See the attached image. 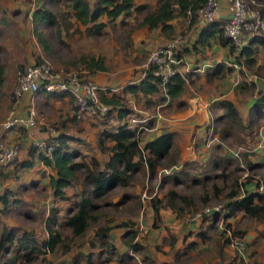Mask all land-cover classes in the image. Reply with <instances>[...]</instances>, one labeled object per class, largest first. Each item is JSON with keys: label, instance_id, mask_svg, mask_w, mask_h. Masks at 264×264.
<instances>
[{"label": "rangeland", "instance_id": "rangeland-1", "mask_svg": "<svg viewBox=\"0 0 264 264\" xmlns=\"http://www.w3.org/2000/svg\"><path fill=\"white\" fill-rule=\"evenodd\" d=\"M88 1L92 3L93 0ZM142 1L143 3H141ZM245 1L251 9L259 10L264 6V0ZM134 2L136 5L146 4L147 8L142 11H131L128 13L129 15L120 16L114 21H107L106 26L101 30L89 34L85 26L78 24L71 16V9L62 2L0 0V64L6 75L0 88V123L8 111L13 108V105H16L14 91L17 74L27 63L45 60L56 72L75 71L86 79L109 84L108 92L112 86H117L118 80L124 78H126V82L141 80V75L146 74L152 66V62L149 60L150 55L161 45L176 39L180 43L174 50H181L184 40L191 39L189 20L181 17L174 19L176 30H173L170 35L162 34L163 39L157 29L145 30L146 28L139 23L146 10L153 9L156 0H134ZM38 8H48L54 11L60 21L58 28L51 27L49 30L50 49L48 51L42 49L34 33L35 25L32 15ZM101 19L107 20L105 16ZM224 23L225 19L222 20V25ZM228 48L229 46L226 47V55H220L218 58L221 64L219 69L211 72L210 76L206 78L210 83L217 81L218 86L208 85L207 90L199 89L198 92L209 95L216 88V92L225 90L224 96L228 97L229 94H232L229 97L236 100L241 106L246 98L254 96L262 88L264 47H258L254 54V64L251 67H247L244 62L234 60ZM82 55L102 57L105 70L90 73L79 62ZM193 65H185L183 71L187 88L194 87V90L199 86L204 88L196 79L197 73L200 72H197ZM214 67V61H211L209 69L213 71ZM204 73L201 72V74ZM44 92L40 88L35 94L36 109L46 116L55 129H59L63 122L59 121L58 117H65L64 130L78 138L77 141L71 142V145L82 149L83 152L86 151L87 156L95 155V151H99L97 140L102 138V132L114 128L117 123V110L110 106L106 113L94 117L84 115L80 119L70 118L68 113L63 112L62 106L56 107L54 99L62 100L59 96L61 93L54 92L52 94L54 95L53 102L47 99ZM162 93H160L161 96L165 98ZM25 95L27 96V94ZM24 97L22 96L19 102ZM69 97L71 99L67 100V107L70 111L73 108L72 114L75 116L74 108L77 106V100L74 96L69 95ZM43 99L48 100L47 106H44ZM165 99H161L156 93L154 97L135 100V103L140 104L139 108L144 110L145 114L137 112L138 107L133 109V104L128 99L123 100L122 103L132 109L135 117L140 118L143 115H155L159 109L157 105L164 102ZM57 109H60L61 115L57 114ZM17 110L19 111L18 106ZM221 112L220 110L214 111L213 120L205 129L208 136L206 135L205 140H196L194 144L195 149L198 144L204 149L205 161H194V164L197 162L194 166L189 165L190 162H186L181 166L182 168L180 167L183 169L182 177L176 174L172 175L174 172L170 174L172 175L170 177H164L161 173L148 176V172L144 168L136 171L128 186H116L103 198H100L99 204L102 207L99 222L92 224L80 237L73 236L70 229L63 225L64 217L77 199L80 184L75 183V187L67 188L70 199L55 197L47 183L40 182L39 178L31 179V174L27 171V173L24 172L18 166L20 155L23 153L19 138L9 141L1 137L3 144L17 143L18 156L11 164L6 165L7 168H4L6 166L0 167V193L7 191L13 198L18 199V202L13 205L11 201L4 209L0 204V235L4 229L8 230L7 227H12L16 230H33L39 239H45L47 237L46 227L49 223L54 231L59 232L61 239L53 250L42 248L30 261L18 258L15 263L224 264L223 260L227 261L226 259H229L228 263L235 262L236 252L234 250V254L228 251L221 254L216 249L219 247V243L228 247L219 222L212 221L206 216L202 218L200 216L194 220L188 219L190 214L200 211L207 205L227 206L229 198L225 193L231 190V183L235 178L237 182L244 183L240 187L241 194L246 191L245 184H254L253 177H256L257 180H264V114L257 118L254 116L255 124L253 125L246 126L247 122H243L245 127L232 125L228 134L223 131L221 136L216 133L217 137L212 138L211 133L217 130L214 119ZM149 125L152 128L154 126ZM35 129L45 132L37 127ZM18 131L20 133L27 132L23 128ZM147 132L146 130L142 131L140 137H144ZM105 145H110V141L106 140ZM103 155L106 154L103 153ZM98 158L105 161L106 156H102L100 153ZM221 158L224 159L226 170L222 169L223 165L220 170L211 165L213 160ZM167 162L166 159H163L158 171L169 168L166 166ZM41 175L47 179L48 172L42 169ZM193 177L200 180L194 182ZM213 183H216L219 188L217 194L212 189ZM169 189H174L178 194L190 196L193 202L188 206L176 197L174 202L177 207L173 210L166 206L168 202L166 193ZM158 198L161 200L156 203L155 208L152 206L153 200ZM204 199L206 200L204 201ZM226 209L225 207V211ZM228 215L225 214L222 227L229 228L233 238L243 239L247 244L248 251L249 247H264V221L244 216L240 211L229 215V217ZM52 217L56 222H52ZM179 219L184 222L180 226H173ZM123 223H128V225ZM98 224L111 226L108 240L114 247L112 254L108 253L106 248L99 250V247L102 246L94 239V227ZM260 238L263 243L258 241ZM192 242L195 243V246L191 248L189 245ZM132 243L137 245V250L131 248ZM7 247L9 244L5 241L4 246L0 248V264H4ZM103 247L108 246L105 244ZM8 249L15 252V247ZM108 257L109 260L104 262L103 259H108Z\"/></svg>", "mask_w": 264, "mask_h": 264}, {"label": "trees", "instance_id": "trees-1", "mask_svg": "<svg viewBox=\"0 0 264 264\" xmlns=\"http://www.w3.org/2000/svg\"><path fill=\"white\" fill-rule=\"evenodd\" d=\"M66 4L70 9L71 16L74 17L78 24L84 25L89 34L98 32L107 21H114L120 16H127L131 11H142L147 8L146 4L136 5L134 0H93L90 3L88 0H53ZM207 0H156L153 9L146 10L143 14L140 25H146L149 29L159 28L161 34L170 35L174 30V25L170 20L175 17L186 18L189 24H193L197 18V10ZM105 16L107 20H102ZM66 19V18H65ZM64 20V19H63ZM32 21L35 25L34 33L39 45L44 51L50 49L49 30L51 27L58 28L60 21L56 13L48 8H38L33 12ZM215 40L224 46H229L228 50L233 54L238 62H244L247 67L254 64V54L259 46L264 47V35H257L252 37L240 49L232 44V42L224 36L222 22L211 21L204 24L198 33V37L194 43V49L205 48L210 44V40ZM231 44V45H230ZM236 52V55L234 53ZM180 53H175L179 57ZM243 59V60H242ZM84 67L90 72L105 70L104 60L102 57H95L90 55H82L80 61ZM221 64H217L213 71H217ZM230 70V69H228ZM4 81V68L0 64V87ZM160 80L153 74L152 68L148 69L145 77L139 80L137 85H129L127 88L130 91L140 89L144 93H153L160 89ZM185 88V79L180 72H176L166 83L167 94L170 97L179 96ZM53 93V92H48ZM102 94V93H101ZM256 99L250 108L251 117L248 119L246 126L255 124V118L264 114V90H259L256 94ZM100 99L109 106L118 104L114 99ZM112 104V105H111ZM219 106L223 108V112L214 119L215 129L214 134L218 133L228 134L232 125L245 127L243 121L232 103L227 99L218 101ZM129 112V109L124 105L119 107L117 115L120 117ZM75 119L76 117L73 116ZM246 123V122H245ZM219 126V128H218ZM56 130H58L56 128ZM102 138H98L97 144L103 152H107V159L105 161L98 160L94 156H87L81 154L76 146L71 145V142L77 141L73 134L67 132H58L50 137L52 145L51 152L41 149L37 144L31 145L29 150V158L18 161V166L31 167L33 164V156L40 159L45 165L50 166L54 173L48 177L49 186L52 194L60 199H70L67 194V188L73 187L75 183L80 184V190L77 193V199L72 203L71 209L63 219V225L68 227L71 234L75 237H80L85 234L87 229L99 222L101 215L100 198H103L109 191L116 186H128L132 180L134 173L142 168L147 169L148 176H154L161 173L164 177H170L174 174L182 177L183 169L175 168L174 171L165 173L158 171L162 160L166 159L168 162L166 166L178 164L179 148L175 136L172 132L160 134L140 145V139L136 135L135 130L130 128L127 124H120L115 131H103ZM221 136V135H220ZM110 140V145H105V141ZM195 164H197L195 162ZM194 162L189 165L194 166ZM211 165L220 170H226L224 159L213 160ZM1 166V165H0ZM174 172V173H172ZM1 173V172H0ZM172 173V175H170ZM195 176V175H194ZM223 176V174H221ZM254 179V178H253ZM182 180V178H180ZM194 182L200 179L193 177ZM264 182V180L262 179ZM244 183L237 182L236 178L232 181L231 190L227 191L225 195L229 198V202L225 206L227 208L226 214L233 215L240 211L244 216L256 218L259 221H264V192L251 191L245 189L241 194L240 187ZM255 186H258V180L255 181ZM246 185V184H245ZM213 191L217 194L219 188L216 183L212 184ZM166 206L176 209L177 205L174 202L176 197L185 205H190L193 200L186 194H178L174 189H169L166 193ZM161 198L154 199L152 206H156ZM206 199H204L205 201ZM231 200V201H230ZM11 201L13 205L18 202L11 196L10 193L4 191L0 193V204L4 209ZM156 208V207H155ZM179 209H181L179 207ZM156 210V209H155ZM55 212V210H53ZM219 213L215 212L213 216L202 214V217L211 218L216 221ZM228 215V217H229ZM56 220L52 217V222ZM228 223V222H227ZM229 226V224H227ZM128 225V223H123ZM0 235V248L4 246L6 241L9 247H15V252L7 247L4 258V264H16V259H25L30 261L32 257L39 253L42 248L45 250H53L56 244L60 242V234L54 231L50 224H47L45 239H39L33 230H16L12 227H7ZM109 225H97L94 227V239L97 240L102 247L107 249L108 253L114 252L111 242L108 240ZM226 241L229 240L225 238ZM108 247H103V245ZM132 249H138L135 243L131 245ZM108 259H103L105 262ZM253 264H263L254 261Z\"/></svg>", "mask_w": 264, "mask_h": 264}, {"label": "crops", "instance_id": "crops-1", "mask_svg": "<svg viewBox=\"0 0 264 264\" xmlns=\"http://www.w3.org/2000/svg\"><path fill=\"white\" fill-rule=\"evenodd\" d=\"M219 2H220V10H219V16L216 19V21L222 22V20L226 19V17L228 16L227 2H226V0H219ZM141 3H143V1ZM176 18L177 17H175L174 19H176ZM174 19L170 20V23H172L174 25V31H175L176 26H175ZM204 24H205V22L201 21L199 19V17H198V20H196L193 24H191V25L189 24V26H190L189 30H190L191 35H192L191 39L184 40L183 49L175 50L176 53H178V52L180 53L179 54L180 60L177 64L178 72H180L183 75V71L185 70V65L191 64V66H192L195 63L193 66L196 68L197 72H200V73H197L196 79L200 81V85L204 86V88H201L199 86V88L198 87L196 88L197 91L194 90V87L193 88L192 87L187 88L188 87L187 81L185 80V88H184L183 92L177 97H170L169 95H164L160 91V89H158V91L153 92V93H144L140 89H136L135 91H131V90L129 91L127 87L129 85H137L139 83L138 80L136 82H134V81H127L126 82V78L118 80L119 82H116L117 86H112L113 89L108 91V92H107V89H109L108 88L109 84L97 82V83H99V85L101 87L106 88L105 90H102L100 92L101 97H105L106 99H114L117 101L118 104H116V105L111 104L112 105L111 107L115 108L117 110V112L119 111V107L121 106L122 101L128 99L129 102L133 104V109L138 107L139 110H137V112H141V113L145 114V111L139 108L140 104H136L135 100H137V101L142 100V99L145 100V97H149V98L154 97L156 93H158V95L160 96L161 99H165L167 97V99H165L164 102L159 103L157 105V107L159 109L157 110L155 115L153 114L154 116L153 115H146V116L143 115L142 117L138 118V117L134 116V112L132 111V109L127 107L129 109V112L123 114L120 117L117 115V123L114 126V128L106 129L104 131H115L120 124H127L130 128L135 130L137 128L138 124L141 123V120L145 119L144 122L147 123V127H148V130H146V131H148V132L144 137H140V134H142V133H140L138 135V137L140 139V145L143 146L145 142L152 140L153 138L159 136L160 134L172 132L175 136V139H176V142L178 143V148H179V160H178V164H176V165H179L181 167L186 162L187 163L192 162V161L193 162L194 161L203 162L206 160L205 156H204V149H202L200 144H198L197 148L195 149L194 144L196 143V140H205L206 139V135L208 132H206L205 129H206V126L210 123V121L213 120L212 116H213L214 111L220 110L223 112V108L221 106H219V104H218L219 100L227 99V100L232 101V103L236 107L242 121L244 123L248 121V119L250 118L249 116H251L250 115V108L253 105V103L256 99V96H257L256 93L254 94V96L246 98L242 102L241 106H239V104L236 100H233L232 98L229 97L232 94H229L228 97L224 96L226 94L225 90H220V91L216 92V90H217V88H216L214 91H211V93L209 95H206L203 92L202 93L198 92L199 89L200 90L201 89L207 90L208 85H212L213 87L218 86L217 81L210 83L207 81L206 78H208V76H210L209 74L212 72V70L209 69L211 67V61H214V65L216 66L217 64L220 63V60L218 59L219 56L224 55V54L226 55V52H227V49H226L227 46L221 45L220 43H218L215 40V38H212L210 40V44L207 45L205 48H200L198 45H196V47H198V49H194V43L198 37V33L200 32V30L204 26ZM142 26L146 28L145 30L149 29L146 25H142ZM193 28H194V30H193ZM153 29H157L160 32L159 28H153ZM150 30H152V29H150ZM159 35L161 37L162 34L159 33ZM161 38L163 39V37H161ZM178 43H180V42H178V40L175 39L174 46L178 47ZM234 55H236V52L234 53ZM184 58H185V62H184ZM233 58H234V56H233ZM234 60H235V58H234ZM205 70H207V71L204 73ZM201 72H203L204 74H201ZM5 76L6 75H5V71H4V79H5ZM110 81H112V80H110ZM118 83H120V84H118ZM220 88L222 89V87H220ZM260 89L264 90V82L262 83V88H260ZM159 92L162 93L165 96V98H163ZM53 93L44 92L43 94H46L48 100H51L53 102L55 100L56 101L55 102L56 107L62 106L61 109L63 110V112L68 113L70 115V118H73V114H72L73 108H71V111H70L69 108L67 107L68 106L67 100L71 99L69 97V95H67L64 92H55V93H61V94H59V96L61 97V99L63 101L60 99H57V98H55L53 100V98H54V95H52ZM24 96H25L24 99L21 102L18 101L16 104V108L18 106V109H19V111L17 110V112L19 114L25 113V111L24 112H22V111L25 110L26 106L29 103V99L27 97L28 95L27 96L24 95ZM48 100L43 99L42 102H43L44 106H47V104L49 103ZM144 100H143V103H144ZM60 103H62V104L60 105ZM65 103H66V105H65ZM122 105H123V103H122ZM59 110L60 109H57V112H58L57 114L61 115ZM58 119H59V121L64 122L65 117H58ZM59 121H58V123H59ZM63 122H61L59 129L57 128L58 130H56V133H58L59 131L60 132H63V131L66 132L64 130V123ZM149 124L154 125L153 128L150 127ZM21 128L25 129L27 132L26 133H20L18 130ZM211 134L213 136L212 138L217 137V134H214V133H211ZM48 136H49L48 133H46L44 131H39V130L35 129V127H14V128H10L7 130H3L1 123H0V138L2 137L4 140L7 139L9 141L13 138H19V140L21 141L20 143H21V146L23 149V153H21V155H20V160L25 159V158L30 159L29 151H28L29 146L31 144H36L37 142L41 141L42 139L47 138ZM108 141H110V140H108ZM111 143L112 142L110 141V144ZM207 145H209V143H207ZM97 149L99 151H95L96 152L95 155L93 154L92 156L96 157L98 160H102V159L98 158V156H100V153H101L102 156H106V158H105V160H106L107 159V152H103L99 146H97ZM78 150L81 152V154L87 155L86 151L83 152V151H81L82 149H79V148H78ZM103 153H105L106 155H103ZM0 167H2V166H0ZM7 167L8 166H6L4 168H7ZM22 169L24 170V172L27 171L31 174L30 175L31 179L32 178H39L40 182L41 181L45 182L48 184V186H49L48 177L50 174L54 173L53 169L50 166L45 165L40 159H38L35 156H33L32 166L31 167H23ZM42 169L46 170L48 172L47 179H45L44 176L41 175ZM145 170H147V169H145ZM0 178H1V176H0ZM253 181L255 183L256 179H253ZM73 187H75V185ZM73 187H71V188H73ZM49 189H50V186H49ZM246 189L251 190V191H256V186H255V184L247 183ZM78 192L79 191H77V193ZM223 213H221V214H223ZM215 220L217 222L220 221L219 215H217V218ZM182 222H184V221L179 219L177 221V223L173 226H176V225L180 226V224H182ZM222 224H223V222H222ZM219 226L222 228L223 235L225 236V238L229 239L228 237L230 236V231L226 230L225 227H222L223 225H221V224ZM217 239H219V238H217ZM220 240H222V239H220ZM258 241L263 243L262 238H260ZM226 243H227L228 247H225L222 244L220 245V243H219V247H217L216 249H218L221 254L224 253L225 251H228V252H231L234 254L233 249L229 243V240H227ZM194 246H195L194 242H192L189 245V247H191V248ZM134 250H137V249H134ZM244 256H245V258H246L245 260L248 262V264H253L254 261H258V262H261L264 264V247H249V251L247 249L246 252L244 253ZM235 257H236L235 262L232 261L231 263H228L229 259H226L227 261L223 260L224 264H241L240 260L237 257V253H236ZM217 259L219 260V256Z\"/></svg>", "mask_w": 264, "mask_h": 264}, {"label": "built area", "instance_id": "built-area-1", "mask_svg": "<svg viewBox=\"0 0 264 264\" xmlns=\"http://www.w3.org/2000/svg\"><path fill=\"white\" fill-rule=\"evenodd\" d=\"M252 1V0H251ZM228 16L223 24V34L227 37L236 49L242 48L252 37L264 35V6L261 9H251L245 0H226ZM254 2V1H252ZM220 2L219 0H207L198 10L197 14L201 21L207 23L215 21L219 16ZM174 41H169L166 44L158 47L149 57L153 74L160 80V90L167 94L166 83L169 79L178 72L177 64L180 60L175 55ZM143 73L140 77H145ZM17 84L14 91L16 104L19 99L25 94L28 95L29 103L25 108L24 114L17 112L16 105L10 109L1 122L3 130L14 127H37L45 130L48 137L42 139L36 144L50 153L52 145L50 137L56 132L54 126L39 112L34 104L35 94L42 88L45 92H64L74 96L77 100L75 108V117L80 119L84 115L97 116L106 113L110 106L100 99V92L105 90L99 83L94 80L84 78L78 72L61 71L56 72L47 61H34L25 64L17 74ZM136 82V81H134ZM109 88V87H108ZM113 89L112 87L110 88ZM141 120L135 129L138 136L142 131L148 130L147 123ZM212 122V121H210ZM210 124V123H209ZM18 156V145L16 142L3 144L0 139V165L6 166L11 164ZM179 165H172L169 168L161 169L165 173H169ZM254 178V177H253ZM254 179H257L256 177ZM256 191L264 192V182L258 180ZM227 211V209H226ZM225 207L221 205H207L200 211H195L188 216L189 220H194L206 214L213 216L215 212L219 213V223L222 225L225 216ZM224 212V213H223ZM223 213V214H221ZM226 230L230 231L229 228ZM229 243L232 249L237 253V257L241 264H248L245 260L244 253L248 249L246 242L231 235Z\"/></svg>", "mask_w": 264, "mask_h": 264}]
</instances>
